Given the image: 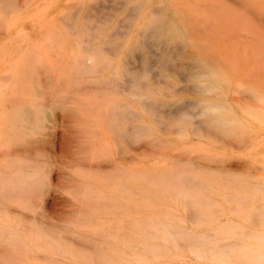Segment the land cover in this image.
<instances>
[{
	"label": "rangeland",
	"instance_id": "374dc122",
	"mask_svg": "<svg viewBox=\"0 0 264 264\" xmlns=\"http://www.w3.org/2000/svg\"><path fill=\"white\" fill-rule=\"evenodd\" d=\"M1 4L0 264H264V0ZM168 225L210 232L140 237Z\"/></svg>",
	"mask_w": 264,
	"mask_h": 264
},
{
	"label": "bare ground",
	"instance_id": "6f19581e",
	"mask_svg": "<svg viewBox=\"0 0 264 264\" xmlns=\"http://www.w3.org/2000/svg\"><path fill=\"white\" fill-rule=\"evenodd\" d=\"M11 1H15V0H1V2H2V4H1V6H2V8H3V10H5V8H7V6L8 5H10V2ZM14 3V2H13ZM139 3V2H138ZM142 3V2H141ZM141 3H139V4H141ZM12 4V3H11ZM11 6V5H10ZM8 8H9V6H8ZM7 8V9H8ZM14 8V7H13ZM17 13L15 14L16 16H26V15H28V13L27 12H24V11H21V8H19V5H17ZM9 10H10V8H9ZM67 10V9H66ZM69 10V9H68ZM73 11V10H72ZM64 12H66L65 10H64ZM63 12V13H64ZM61 14V16L62 15H67V14ZM77 13V12H76ZM75 13V14H76ZM46 14H48L46 11H44L43 12V14L42 15H46ZM50 14V13H49ZM72 14V13H71ZM81 14V13H80ZM157 14V13H156ZM14 15V14H13ZM70 15V14H69ZM72 16H74V14H72ZM63 18V17H62ZM13 19V18H12ZM164 20V19H163ZM163 20L161 21H159V19H156V18H153L151 21H150V23L152 24V25H154V26H157V27H160V28H163V29H165V30H167V31H169V32H172V31H174V30H177V26H176V24L173 22V21H171V20H167V21H164L163 22ZM77 21V20H76ZM183 28V27H182ZM150 29H153V27H151ZM184 29V28H183ZM182 29V30H183ZM162 30V29H161ZM160 30V31H161ZM152 31V30H151ZM150 31V32H151ZM160 33V32H159ZM162 33V32H161ZM189 33V32H188ZM186 34V33H185ZM185 34H183V35H185ZM187 35V34H186ZM37 40H38V38H37ZM34 43V42H33ZM83 57L84 58H88L89 56L87 55V54H85V55H83ZM207 60V59H206ZM208 68V67H207ZM206 69V68H205ZM206 70H209V68L208 69H206ZM211 70V69H210ZM209 70V71H210ZM205 73H208L207 71L205 72ZM216 73V72H215ZM31 78L30 79H32V77L33 76H30ZM209 77V76H208ZM209 78H211V77H209ZM128 82V81H127ZM129 84V83H128ZM32 86H34L33 84H31ZM132 85V84H131ZM211 86H213V85H211ZM128 87V86H127ZM149 102V101H148ZM224 104V103H223ZM225 105V104H224ZM227 105V104H226ZM228 108H230V106H228ZM98 113V112H97ZM103 113V112H102ZM80 114V113H79ZM178 120V119H177ZM180 120V119H179ZM215 121H216V123H217V125H219L220 127L224 124V117H216L215 118ZM227 122V121H226ZM11 123H14V124H19V125H21V126H36L38 123H39V116L38 115H34L33 117H32V119H30V118H28V116L27 115H18V116H14L13 118H11ZM180 123V122H179ZM90 125V124H89ZM133 126V125H132ZM138 126V125H137ZM226 126V125H225ZM97 127V126H96ZM98 128V127H97ZM139 128V127H138ZM222 128V127H221ZM93 129V128H92ZM140 129V128H139ZM222 129H224V128H222ZM96 131V130H95ZM139 131V130H138ZM140 132V131H139ZM88 133V132H87ZM138 133V132H137ZM136 133V134H137ZM111 134V133H110ZM116 135V134H115ZM124 136V135H123ZM84 137V136H83ZM93 138H94V136H93ZM96 138V137H95ZM88 139V138H87ZM97 139V138H96ZM94 141H96V140H94ZM92 144V143H91ZM93 145H95V144H93ZM92 145V146H93ZM97 145V144H96ZM95 150H96V148H95ZM93 152V151H92ZM96 153V152H95ZM136 153H138V152H136ZM140 154V153H139ZM91 155H92V153H91ZM137 156H139V155H137ZM136 157V156H135ZM95 158H96V155H95ZM137 158V157H136ZM113 160V159H112ZM134 160H136L135 158H134ZM121 169V171H124L125 169L123 168V167H121L120 168ZM129 169V168H128ZM123 175H125V173L123 174ZM141 176H144V177H146V175L144 174V175H142V174H140ZM139 174H138V172H135L134 170H132L129 174H127V172H126V178H124L125 179V182H121L120 183V188L121 187H123V188H128L129 187V190H131L132 192H135V193H139V191L140 190H142V189H146V188H144V187H142V186H134L133 184H132V182H134L135 180L136 181H139V180H141V176H140ZM148 177V176H147ZM149 181V180H148ZM152 181V180H151ZM154 183H155V187H156V189L158 190L157 192H155L154 191V193H152L151 195H153L155 198H157V197H159V198H168V199H170L171 201H174V202H178V200H179V198L182 196V194H183V192H182V189L177 185V182H172L169 186H167V184L163 181V179H161V180H154ZM171 188V189H170ZM122 189V188H121ZM87 190V189H86ZM90 192H96V191H90ZM128 192H130V191H128ZM85 194V193H84ZM19 195V194H18ZM85 196V195H84ZM100 196V195H99ZM99 196H97V197H99ZM200 198V197H199ZM101 199V198H100ZM84 200V199H83ZM84 202H86V201H84ZM98 202V201H97ZM97 202H95V203H97ZM103 202H104V200H103ZM135 203H136V201H134ZM131 203H133V202H130L129 204H131ZM134 203V204H135ZM128 202H125V203H123V202H120L119 203V205L120 206H125V207H128ZM88 205H89V202H88ZM93 205V204H92ZM94 205H96V204H94ZM102 205V204H101ZM97 206V205H96ZM191 209H192V207H191ZM92 212L94 213V212H96V211H93L92 210ZM98 213V212H97ZM205 213V212H204ZM203 213V214H204ZM201 214H202V212H201ZM201 214L198 216V217H200L201 216ZM137 222H142V220L143 219H141V218H137V219H135ZM121 221V220H120ZM203 222V221H202ZM200 223V222H199ZM82 224V223H81ZM84 224V223H83ZM91 225V224H90ZM83 227H85V225H83ZM237 227V226H236ZM86 228V227H85ZM232 229L233 227L232 226H229V227H223V228H221V229ZM84 229V228H83ZM158 233H156V234H141L140 235V237H142V238H144V239H147V238H161V239H165V240H167L168 238H174L175 236H178L177 234H180V235H182V236H184V237H186V238H188L190 241H191V239L193 240V238H201V239H204V238H202V237H205L206 235H208L209 234V232L210 231H203V232H196V231H193V230H191V229H186V228H184V227H182V226H172V225H168V226H166V227H162V228H160V227H156V228H154ZM220 229V228H219ZM9 231H14V230H12V229H9ZM142 232V231H141ZM150 232V231H149ZM84 233V232H83ZM138 233V232H137ZM14 234V233H13ZM85 234V233H84ZM87 234V233H86ZM12 235V234H11ZM10 235V236H11ZM12 236H14V235H12ZM199 236V237H198ZM85 237V236H84ZM115 238H117V240H118V238L119 239H128V236H125V235H115L114 236ZM209 237V236H208ZM240 237V236H239ZM175 239H177L178 240V238H176L175 237ZM181 239H179L178 241H179V243H180V245L182 244V243H184V241L182 242V241H180ZM185 240V239H184ZM196 241V240H195ZM38 242V241H37ZM142 243V248H140V247H137V246H131V249H133L135 252L137 251V253H135V255H133V256H135V257H137V258H139V259H143V258H146L147 257V255H148V253L150 252V253H153V255H155V256H161L165 251H167V250H164L163 249V247L160 245V244H158V243H152V242H146V240H145V242H143V241H141ZM182 242V243H181ZM186 242V241H185ZM206 242V241H205ZM187 243V242H186ZM250 243V242H249ZM191 244V243H190ZM205 243H203V245H204ZM231 244H232V242H231ZM230 243H227V244H221L220 243V245H222V246H224L225 245V247H226V245L228 246H230L231 245ZM235 244V243H234ZM233 244V245H234ZM183 245V244H182ZM186 245V244H185ZM188 245H189V243H188ZM192 245V244H191ZM210 245L211 244H209V247H210ZM248 245V244H247ZM94 246V245H93ZM174 246H176V245H174ZM216 246V245H215ZM250 246H251V244H250ZM191 247V246H190ZM189 247V248H190ZM194 247V246H193ZM248 247V246H247ZM252 247V246H251ZM257 247V246H256ZM170 248V247H169ZM234 248V247H233ZM252 248H254V247H252ZM175 249V248H174ZM177 249V248H176ZM175 249V250H176ZM183 249H184V247H183ZM192 249V248H191ZM212 249H214V248H212ZM235 249V248H234ZM113 253H117V255L119 256V257H122V256H125V255H128L127 254V252H126V250H125V248H123V247H121V246H117L116 248H113ZM218 250H220L219 249V247H218ZM226 250H228V249H226ZM103 251V250H102ZM186 251V250H185ZM192 251V250H191ZM190 251V252H191ZM204 251H206V250H204ZM213 251H216V250H213ZM233 251L234 250H232L231 252L233 253ZM240 251H242V250H240ZM239 251V252H240ZM249 251H251V250H249ZM262 251V250H261ZM70 252V255H71V252L72 251H69ZM100 252V251H99ZM104 252V251H103ZM170 252H171V250H170ZM224 252V251H223ZM227 252V251H226ZM244 252V251H243ZM221 253V252H220ZM225 253V252H224ZM228 253V252H227ZM226 253V254H227ZM252 253V252H251ZM104 254H106L105 252H104ZM239 254V253H238ZM107 255V254H106ZM179 255V254H178ZM200 255V254H199ZM199 255H197V257L199 256ZM217 255H218V253H217ZM216 255V256H217ZM222 255H223V253H222ZM229 255H230V253H229ZM234 255V254H233ZM242 255H244V253H242ZM91 256V255H90ZM245 256V255H244ZM73 257H75V256H73ZM93 257V256H92ZM100 257V256H99ZM163 257V256H162ZM220 259L222 258V257H220V256H218ZM257 257V256H256ZM78 258V257H77ZM101 258V257H100ZM248 258V257H247ZM80 259V258H79ZM109 259V258H108ZM158 259V258H157ZM244 259V258H243ZM249 259V258H248ZM173 260V259H172ZM108 261H110V259L108 260ZM223 261V260H222ZM31 263V262H30ZM125 263H126V261H125ZM11 264V263H10ZM101 264V263H100Z\"/></svg>",
	"mask_w": 264,
	"mask_h": 264
}]
</instances>
